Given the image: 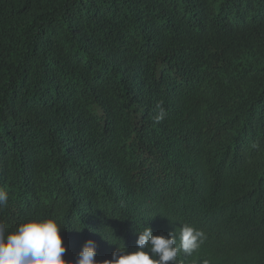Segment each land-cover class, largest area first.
I'll return each mask as SVG.
<instances>
[{
	"label": "trees",
	"instance_id": "16d2710c",
	"mask_svg": "<svg viewBox=\"0 0 264 264\" xmlns=\"http://www.w3.org/2000/svg\"><path fill=\"white\" fill-rule=\"evenodd\" d=\"M0 190L73 264L185 224L264 264V0H0Z\"/></svg>",
	"mask_w": 264,
	"mask_h": 264
},
{
	"label": "clouds",
	"instance_id": "9594fccd",
	"mask_svg": "<svg viewBox=\"0 0 264 264\" xmlns=\"http://www.w3.org/2000/svg\"><path fill=\"white\" fill-rule=\"evenodd\" d=\"M164 116L161 108L155 117L156 122L163 120ZM8 200V193L0 190V208L6 206ZM60 229L51 219H28L13 231H7L0 223V264H73L62 258L66 247ZM137 233L134 251L117 246L112 258L102 262L95 260V244L88 240L79 251L75 264H177L179 254L191 256L204 240L202 231L187 224L181 227L178 236L174 231L167 236L153 235L149 227Z\"/></svg>",
	"mask_w": 264,
	"mask_h": 264
}]
</instances>
